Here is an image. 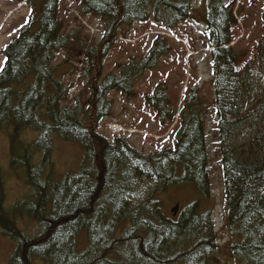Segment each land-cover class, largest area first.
<instances>
[{
	"label": "trees",
	"instance_id": "1",
	"mask_svg": "<svg viewBox=\"0 0 264 264\" xmlns=\"http://www.w3.org/2000/svg\"><path fill=\"white\" fill-rule=\"evenodd\" d=\"M80 1L83 16L106 22L99 44L87 50L77 30L63 33L60 0H27L32 21L3 52L0 132L11 130L12 143L24 129L39 133L27 154L15 155L12 161L14 168L25 164L26 183L32 188L15 208L26 209L41 230L37 235L17 227L15 212L5 203L0 167V229L18 244L11 264H220L221 233L213 213L200 208L211 193L204 89L187 93L175 149L145 155L124 137L111 144L98 133L100 122L112 116L110 95L117 92L133 99L135 83L170 52L167 40L159 37L148 55L132 58L118 76H104L103 61L120 29L152 18L167 30L176 29L193 16V0ZM204 4L214 49L212 85L228 208L225 229L231 237L225 247L231 248L235 264H264V36L253 58L238 69L240 57L230 45L243 7L237 10L232 0ZM73 45L86 53L88 70L82 76L91 92L88 102L79 97L74 107L62 105L69 92L63 82L67 73H59L64 64L53 66L56 55ZM167 92L168 86L161 84L146 99L162 126L176 117ZM244 133L249 134L246 142L240 139ZM56 137L84 148L79 168L63 173L58 181L45 174V167L53 166L49 158ZM37 152L43 153L40 164L33 161ZM186 186L201 199L177 216L168 215L163 196ZM83 232L88 246L79 253Z\"/></svg>",
	"mask_w": 264,
	"mask_h": 264
},
{
	"label": "rangeland",
	"instance_id": "2",
	"mask_svg": "<svg viewBox=\"0 0 264 264\" xmlns=\"http://www.w3.org/2000/svg\"><path fill=\"white\" fill-rule=\"evenodd\" d=\"M204 0H193L195 11L191 19L180 24L174 30H166L154 18L142 23L136 22L131 26H123L109 55L103 61L104 76L119 75L121 69L132 58L140 59L148 55L158 37H164L170 48L169 54L164 56L159 66L145 74L135 83L133 99H128L121 93L113 92L110 99L114 102V109L110 118L99 124L98 133L107 138L112 144L116 138L124 137L129 144L145 155L159 153L166 148L175 149L180 128V112L189 90L203 88L205 95V122L207 145L210 157L209 172L211 176L210 197L201 201L203 212L211 211L215 221L216 231H219L221 246L220 264H235L232 259L231 248L226 244L231 240L227 233L226 217L228 208L226 202L225 180L223 174L218 113L215 102V89L212 85L213 69L211 61L210 42L207 27V7ZM243 7V12L237 17L238 24L232 29L231 46L240 57L238 69L250 61L256 53L260 39L264 36V0H232ZM80 0H60L59 18L64 22V34L77 30L82 42L89 47L101 42L106 22L98 17L82 16L80 14ZM31 9L24 3L14 0H0V71L4 67L3 49L25 28L31 20ZM74 42V40H72ZM81 47L73 45L70 50H63L56 55L53 66L64 64L59 73H67L63 77L65 88L69 89L68 97L63 106H75V100L81 98L88 102L91 92L88 88V79L82 76L85 65V52ZM88 70V69H87ZM72 71L73 73H69ZM168 86V96L176 113L173 123L162 126L156 113L147 105L146 99L151 97L155 89L161 85ZM255 98L249 103L253 104ZM123 128L116 135L111 132V126ZM12 131L0 132V166L1 182L6 196V206L15 212L16 225L19 229L35 236L41 230L30 218L26 209L18 208L17 203L23 202L32 192L26 183L25 164L14 168V156L23 158L31 145L39 137L37 131L24 129L15 142L11 140ZM249 138L248 133L241 135L242 142ZM21 139V140H20ZM23 144V145H22ZM84 148L81 144L55 138L54 151L49 158L53 166L45 167L55 181H58L65 172L76 171L82 162ZM43 153L37 152L33 156L35 163L41 162ZM201 199L198 193L190 187H178L169 190L163 196L164 211L170 215L176 204L181 210L192 202ZM224 229V230H223ZM226 230V231H225ZM87 233L79 237L78 252L84 253L87 249ZM18 244L3 234L0 229V264H11L12 256L16 253ZM33 264H45L34 260Z\"/></svg>",
	"mask_w": 264,
	"mask_h": 264
},
{
	"label": "water",
	"instance_id": "3",
	"mask_svg": "<svg viewBox=\"0 0 264 264\" xmlns=\"http://www.w3.org/2000/svg\"><path fill=\"white\" fill-rule=\"evenodd\" d=\"M179 208H180V206L179 205H177L175 208H174V210H173V215L174 216H176L177 214H178V212H179Z\"/></svg>",
	"mask_w": 264,
	"mask_h": 264
}]
</instances>
